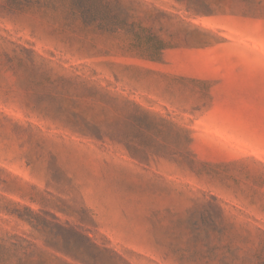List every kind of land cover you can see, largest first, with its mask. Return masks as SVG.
Returning <instances> with one entry per match:
<instances>
[{
  "label": "rangeland",
  "instance_id": "rangeland-1",
  "mask_svg": "<svg viewBox=\"0 0 264 264\" xmlns=\"http://www.w3.org/2000/svg\"><path fill=\"white\" fill-rule=\"evenodd\" d=\"M0 264H264V0H0Z\"/></svg>",
  "mask_w": 264,
  "mask_h": 264
}]
</instances>
